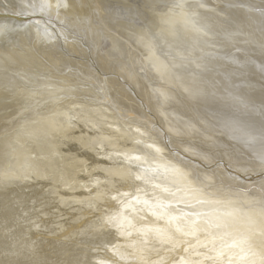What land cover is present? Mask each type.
<instances>
[{
    "label": "rangeland",
    "instance_id": "374dc122",
    "mask_svg": "<svg viewBox=\"0 0 264 264\" xmlns=\"http://www.w3.org/2000/svg\"><path fill=\"white\" fill-rule=\"evenodd\" d=\"M27 1L29 10L37 7L49 15H44L42 12L38 14L45 18L48 26L54 30L57 46L67 53L59 55L57 52L60 50L50 48L43 41L37 43L38 46L33 45L30 48V53L35 60L23 70L25 73L21 71V74L17 75L19 85L16 89L9 91L6 95L7 101L0 102V111L3 112L0 115L1 119L4 122L11 121L0 127V135L4 129L8 128V125L13 130V126L18 122L26 121L31 116L50 118L46 127L48 125L50 128L51 135L46 137L45 142L40 146L41 159L45 162L44 169L53 174L50 189L57 194L60 193L61 203L53 206L49 215L53 217L48 219L49 223L53 226H66L70 221H74L73 208L80 204L85 208H92L90 202L97 201V204L100 203L102 207L100 212H105L106 206L101 205L102 200L98 198L102 191L109 187L117 189L121 180H129L135 173L152 172L155 178L145 182L146 185L140 191V198L144 202L154 204L155 208L150 210L155 216H159L157 218L154 216L153 219L159 221L158 224L162 228L173 231L186 229L187 233L191 231L195 234L193 226L195 219H204L213 229L221 228L222 235L224 233L230 235L229 240L248 245V252L255 254L253 257L258 256L264 259V203L252 201L253 198L245 197L243 194L232 195L218 184H214L213 178L208 175H196L190 169L180 168L176 162V164L172 163L174 162L172 156L158 135L159 131L167 130L178 139L177 144L182 146L180 149L182 154L189 157H196V155L204 157L207 151H227L222 146L214 148L216 136H213L211 131L213 129L216 132L223 130L229 132L228 129L238 127L240 118L246 114L240 101H245L249 106L261 108L264 111V95L253 94L250 101L242 96L243 100H241L231 96L219 80L210 78L211 75L207 76V74L218 72L217 64L207 65L206 70H196L193 73L185 70L183 72L181 69L182 63L187 62L186 64L194 69V67L206 65L207 61L213 57L205 53L208 50H203L206 47L205 43L201 41L194 43L187 37V32L197 31L198 21L212 20V18L209 20L210 17L207 16H212L211 14L214 15V13L199 8L203 0H194L198 5L197 10L191 13L190 17L186 14V22L174 20V16L180 9L177 6L186 0H165L166 3L164 0H152L155 4L151 0ZM158 1L164 4H159ZM157 16L163 19L156 22L154 17ZM240 28H235V32H241L242 30H238ZM217 36L220 38L222 35ZM222 38L225 39L224 36ZM162 39L165 41H161ZM252 39L254 44L262 46L257 39ZM218 41L221 42L220 39ZM238 43L239 40L233 43L230 54L238 56L240 51ZM64 44L74 47L78 54L70 53L69 55L66 50L67 45ZM262 47L260 51L264 52V44ZM92 55L96 59L95 66H97L93 72L88 69L83 71L77 65L71 66L68 63L67 65L64 61L68 57L74 64L76 59L89 62L93 60ZM216 84L221 88L216 89L218 86ZM147 95L150 108L147 107L148 104H144ZM185 100L198 104L197 108H191ZM134 105L137 106L134 107ZM204 107H210L216 112L210 115L209 110ZM237 120H239L238 123H236ZM84 121L86 125L83 124ZM150 123L155 124L152 126ZM243 127L238 128L245 136H250L248 130ZM180 142L189 143H186L184 147V144L181 145ZM82 158L88 161L84 162ZM41 159L37 161L42 162ZM208 179L209 181H206ZM108 182H111L109 187ZM68 197L72 200L64 203V199ZM129 199L132 200L129 196H125L124 202ZM97 206H94L95 211ZM163 207L170 208L173 213H167L166 216L158 214ZM95 211H91L89 215L81 219L79 225H87L89 216L93 213L95 216L98 215ZM125 212L129 213V210L122 213ZM160 213L163 214V212ZM170 218L177 219V222L170 224L168 222ZM122 219L121 217L120 220ZM118 226L126 225H122L121 222ZM128 231L132 233L130 229ZM173 231L172 236H174ZM66 233L64 228L54 234L55 236L49 237L53 238L54 242H48V244L40 242L37 252L32 254L31 259H23L22 262L25 264H154L155 262L149 257L148 260H144L149 250L142 249L143 241L139 238H133L128 243L129 249L125 251L126 237H123V242L116 240L113 242L108 238L106 241L103 239L98 241L99 235L82 237L80 233ZM210 238L221 240L223 237L218 233L212 234ZM239 238H244L246 243L243 240L237 241ZM59 248H67L72 251V254L68 252L67 255L61 256ZM138 251L142 255L141 259H136L135 255ZM3 263L6 264L4 259Z\"/></svg>",
    "mask_w": 264,
    "mask_h": 264
},
{
    "label": "bare ground",
    "instance_id": "6f19581e",
    "mask_svg": "<svg viewBox=\"0 0 264 264\" xmlns=\"http://www.w3.org/2000/svg\"><path fill=\"white\" fill-rule=\"evenodd\" d=\"M26 2L28 3L27 0H0V102L4 100L7 101L6 95L9 93V91H11L14 88L16 89V86L19 85V79L17 78V75H20L21 74L20 72L23 71L28 64H31L35 60L32 57V53H30L31 52L30 48L33 47V45L36 46L37 43L43 41L44 44L48 45L50 48L54 50H60V52L56 51L57 53H59V55H65L64 53H67L60 46H57V42L55 38L56 34L55 32H53L54 30H52V28L48 26L46 19L41 16H38L39 12L43 13V11L39 10V8L37 7H35L32 10H29L27 8ZM153 2L154 1H152V3ZM164 2L166 3L165 0ZM161 3L159 2V4ZM174 3H176V1ZM163 4L164 3H162V5ZM177 7L180 9L178 10L177 14L174 16V20L175 21L181 20L182 22H186L185 20L186 14H188V17H190L191 13H195L198 5L197 3H195L194 0H186ZM199 8H204L206 11H211L212 13H214V15L211 14L212 16L206 15L208 18L210 17L209 20H211L212 18L211 21L213 22L211 21L205 22L204 20H201L198 21L199 26L197 31L187 32L186 29L185 31L188 34L187 36L188 39H192L194 43H196L197 41L198 42L201 41L205 43L206 47H204L203 50L205 51L208 50L205 53L207 55H213V57L207 61L206 65H202L201 67H194V69H191L190 66L186 64L187 62L182 63L181 69H183V72L184 70L189 72L191 71L192 73L196 70H206L207 65L211 66L213 64H217L218 67L216 68L218 72L216 74L215 73L207 74V76L211 75L210 78L214 80L216 79L219 80V82L226 89H228V91L231 93V96L233 97L235 96L237 98H240L241 100H243L242 96H244L249 101L250 98L254 96L253 94H255L256 96V93H258L260 96H263L264 95V54L263 53L264 52H261L260 49L263 48L262 46L264 44V0H203L200 2ZM43 14L48 15L45 13ZM162 19H163L162 17H158V16L154 17V20L156 22H159ZM235 25H237V27H241L238 30H242V31L235 32V28H237L235 27ZM170 29L172 30V28ZM218 34H221L222 36H220L219 38L217 36ZM223 36L225 39L222 38ZM217 38L220 39L221 42H219ZM221 38L223 40H221ZM252 38L257 39L262 46H260L259 44L258 45L254 44L253 43L254 40ZM238 40H239L238 44L240 45L239 47L240 51L238 56H235L233 54H230V51L232 50L231 47L233 43L238 42ZM161 41H165V40L162 39ZM46 45H44V47H46ZM218 45H224V46H218ZM66 50L69 52L68 53L69 55H71L70 53L78 54V51H75L74 47L71 48L69 45H67ZM163 51H165V49ZM213 51L214 53L212 54ZM202 55L204 54L202 53ZM92 57L93 60L92 61L90 60L89 62H85V61L83 62V60L79 61L76 59L75 60L76 64L70 62L68 57H66V60L64 59V61H66L65 64L68 63L71 66L77 65L78 67H81L83 71H85V69L86 70L88 69L91 72H93V70H95L97 66H95L96 59L94 58L93 55ZM73 58H78V57L73 56ZM99 65L101 64L99 63ZM220 88L221 87L219 85L216 86V89H220ZM148 98L149 97L147 95V98L144 100V104L145 103L146 105L148 104L147 107L150 108L149 101L147 102ZM189 101L185 100L187 105L193 109H196L197 108L196 105L198 104L195 103L193 104L190 103ZM240 102H242L244 106L243 111L246 114L244 117L240 118L241 120L239 123H238L239 120H237L236 123L240 125V126L238 125L240 129L244 126L243 129H247L248 134L250 136L248 135L245 136V134H243L238 127L232 128V130L228 129L230 130L229 132L224 130L216 132L213 129L211 131L213 136L214 135L216 136V138H214V140L216 139L214 143L216 145L214 146V148L216 146L217 147L222 146L227 151L224 152L207 151L208 153L205 152L206 156L204 157H201L200 155H196V157H191V156L189 157L180 152L182 146L177 144L178 139H176V137L171 135L167 130L166 131L163 130L159 132L158 130L156 131L158 132V135L163 141V144L167 147L166 149L169 150L170 155L172 156V160L174 161L172 163L176 162L180 168L186 167L190 169L192 173H196V175L197 174L205 175V176L208 175L209 177L213 178V181L215 182L214 184H218L219 187L221 186L227 192H230V194L232 195L239 193V194H243V196L245 197L253 198V200L251 199L252 201L264 203V111L263 109L261 110V108L256 109L255 107L249 106L245 101H240ZM136 106L134 105V107ZM128 108H130V106ZM204 108L209 110V114L216 112L215 110H211L210 107H204ZM198 111H200V113H204L202 112V110H198ZM2 114L3 112L0 111V115ZM49 119H50L49 117H44V116H34V117L31 116L26 121L22 120L18 122L17 125L13 126L14 127L13 130L12 128H9L10 126L8 125L7 128L8 130L4 129L0 135V264H4L3 259L5 260L6 264H25L22 262V260L23 259L30 260L32 254L37 252L38 245L40 246V242H44L46 244H48V242L49 243L54 242L53 238H49V237L55 236L54 234H56L58 231L64 228L67 232L66 234L69 233L74 234L76 232L82 234V237L87 235H99L98 241L101 239L106 241L107 238L110 239L111 241L116 240L117 242H123L125 240L124 242L125 251L126 249H129L130 244L128 245V243L132 241L133 238L134 239L139 238L143 241L142 245H144V247L141 246L142 249L149 250L146 252L147 256L145 255L146 258H144V260H148L149 257L152 261L155 260L154 264L155 263L156 264H193V263L194 264H264V259H260L258 256L253 257L255 256V254L253 253L250 254L248 252V247H247L248 245L241 243L237 244L236 240H229L230 235H227V233L226 234L224 233L222 235L223 231H221V228L217 229V227H215L216 229H213V227L209 225V222L207 220L195 219L193 225L194 230L196 231L195 234L191 231L187 233L186 229H182L180 231V230H175L174 228L175 231H173L168 228L167 229L162 228L158 224L160 222L153 219L155 215L151 212L150 208L154 209L155 208L153 207L154 204L147 201L144 202V200L140 198L141 196L140 191L141 188L144 187V185H146L145 182L152 181L155 178V174L152 172H144L143 174L135 173L132 176V178L129 180H124L122 178L123 180H121L122 182L119 183V187L117 189L114 188L111 189L112 187H109L111 186L110 185L111 182H108L107 186L109 188H107L105 191H102L101 196L98 197L100 198V200H102L101 205L106 206L105 212H100L102 210L101 209L102 207L100 206V203L97 204V201L94 203H96L98 206L93 202H90L92 208H87V207L85 208L83 207V205L80 204V205H76L75 207L73 206L74 207L73 215H72V218H74L73 222L70 221V223H68L66 226L51 225L48 221V219L53 217V216L49 217L50 212L53 210V206L55 204L61 203V200H60V193L57 194L56 191L50 189L51 184L53 183V176H52L53 174L50 171L48 172L46 169H44L45 162L42 161L41 159L42 149H40V146L45 142L46 137H49V135H51L50 128L48 127V125L46 127V124H48L47 122L49 121ZM158 120L157 123L159 125ZM10 122L11 121L4 122L1 119L0 127H3L6 123H10ZM83 124L86 125L87 124L86 121H84ZM150 124L154 126L155 123H150ZM136 125L138 124L136 123ZM53 129H56V127H53ZM186 143L188 144L189 142ZM180 144L182 145L184 143L180 142ZM40 159L42 162H38ZM81 160H83V158ZM85 160L83 161L84 162L88 161ZM125 179H127V177H125ZM209 179L206 181H209ZM66 192L67 191H65V193ZM125 196H129L130 198H132V200L129 199L127 200V202H124ZM68 198H65L64 199L65 201L63 202L69 203L72 199L70 198L68 199ZM143 205L146 207L145 208L140 207ZM94 206H97L96 211L94 209ZM127 209L129 210V213L128 212L122 213ZM91 211H95V213L98 215L95 216V214L93 213L91 216H89L87 225H79L81 222L80 220L86 217L87 215H89ZM147 211L150 212L147 213ZM160 212H163V214ZM160 212H158V214L162 216H166L169 213H173L168 207H163L162 211ZM121 217L123 218L122 221L120 220ZM155 217L157 218L159 216H155ZM121 222L122 225H126V226L125 227L118 226V224H121ZM168 222H170V224L173 223L175 224V222H177V219L170 218ZM238 225L240 226V224ZM240 228L243 229V227L241 226ZM128 229H130L132 233H130ZM248 229L256 230L254 228L252 229L248 228ZM172 231L174 232V236H172ZM218 233L221 235V237H223L221 240H215L214 238H210L212 234L217 235ZM111 236L113 238H111ZM123 237H126L127 239L123 240ZM56 238L58 237L56 236ZM242 240L246 243L244 238L237 239V241H242ZM81 245L84 246V244ZM154 245L156 246L153 247ZM59 249L61 256H63L64 254L67 255L68 252L72 254V251H69L67 248H62V249L59 248ZM140 254H141L140 251L136 252L135 255L136 259L142 258V255Z\"/></svg>",
    "mask_w": 264,
    "mask_h": 264
}]
</instances>
